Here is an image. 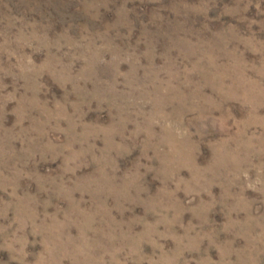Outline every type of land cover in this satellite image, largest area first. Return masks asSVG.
<instances>
[{"label":"rangeland","instance_id":"1","mask_svg":"<svg viewBox=\"0 0 264 264\" xmlns=\"http://www.w3.org/2000/svg\"><path fill=\"white\" fill-rule=\"evenodd\" d=\"M0 264H264V0H0Z\"/></svg>","mask_w":264,"mask_h":264}]
</instances>
